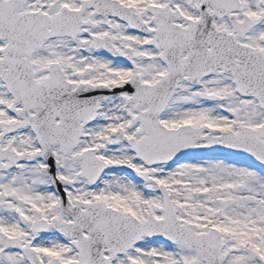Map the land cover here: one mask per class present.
<instances>
[{
	"label": "snow or ice",
	"instance_id": "snow-or-ice-1",
	"mask_svg": "<svg viewBox=\"0 0 264 264\" xmlns=\"http://www.w3.org/2000/svg\"><path fill=\"white\" fill-rule=\"evenodd\" d=\"M0 264H264V0H0Z\"/></svg>",
	"mask_w": 264,
	"mask_h": 264
}]
</instances>
